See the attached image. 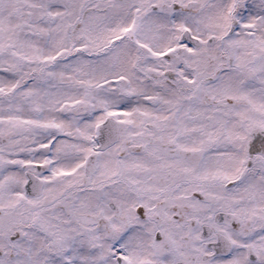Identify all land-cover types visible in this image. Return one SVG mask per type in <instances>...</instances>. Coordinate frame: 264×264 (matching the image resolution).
<instances>
[{
    "label": "snow or ice",
    "instance_id": "obj_1",
    "mask_svg": "<svg viewBox=\"0 0 264 264\" xmlns=\"http://www.w3.org/2000/svg\"><path fill=\"white\" fill-rule=\"evenodd\" d=\"M0 264H264V0H0Z\"/></svg>",
    "mask_w": 264,
    "mask_h": 264
}]
</instances>
